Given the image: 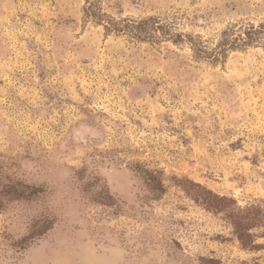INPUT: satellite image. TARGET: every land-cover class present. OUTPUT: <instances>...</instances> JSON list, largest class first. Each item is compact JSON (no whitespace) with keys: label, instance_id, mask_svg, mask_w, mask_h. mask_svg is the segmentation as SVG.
Returning a JSON list of instances; mask_svg holds the SVG:
<instances>
[{"label":"rangeland","instance_id":"374dc122","mask_svg":"<svg viewBox=\"0 0 264 264\" xmlns=\"http://www.w3.org/2000/svg\"><path fill=\"white\" fill-rule=\"evenodd\" d=\"M0 264H264V0H0Z\"/></svg>","mask_w":264,"mask_h":264},{"label":"trees","instance_id":"16d2710c","mask_svg":"<svg viewBox=\"0 0 264 264\" xmlns=\"http://www.w3.org/2000/svg\"><path fill=\"white\" fill-rule=\"evenodd\" d=\"M92 3L87 11L92 10ZM91 14V13H89ZM106 29L109 32L127 34L137 41H156L161 39H168V35H160V23L156 22V19L151 18L148 20H143L140 22H118L113 20H106L104 22ZM195 52L202 58L207 59V53L201 52L199 49L195 48ZM197 186V185H196ZM201 189V187L199 186ZM202 191V190H201ZM202 201L208 207L219 208V211L226 210L229 212L230 216L233 218L234 226L239 240L243 245H249L250 241V230L253 227L258 226L262 223V217L259 214V210L255 207L246 209L245 211H234L231 207V201L226 198L218 197L211 192H200ZM249 240V241H248Z\"/></svg>","mask_w":264,"mask_h":264}]
</instances>
